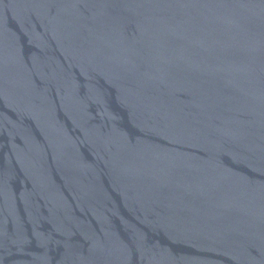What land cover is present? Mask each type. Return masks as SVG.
Listing matches in <instances>:
<instances>
[{"label": "water", "instance_id": "95a60500", "mask_svg": "<svg viewBox=\"0 0 264 264\" xmlns=\"http://www.w3.org/2000/svg\"><path fill=\"white\" fill-rule=\"evenodd\" d=\"M0 264H264V0H0Z\"/></svg>", "mask_w": 264, "mask_h": 264}]
</instances>
